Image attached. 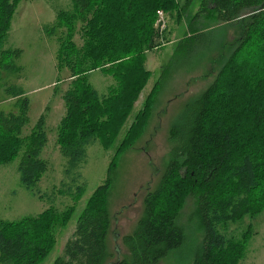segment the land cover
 Segmentation results:
<instances>
[{
  "label": "trees",
  "instance_id": "1",
  "mask_svg": "<svg viewBox=\"0 0 264 264\" xmlns=\"http://www.w3.org/2000/svg\"><path fill=\"white\" fill-rule=\"evenodd\" d=\"M22 0H0V98L14 100L11 111H0V166L19 158L21 185L43 198L39 184L49 170L41 157L48 138L42 115L29 134L30 101L14 83L22 73L15 64L22 51L4 49L11 21ZM196 0H71L70 10H57L45 28L55 37L57 65L71 80L62 93L64 115L57 127L56 145L65 159L64 176H73L86 161L87 148L116 142L133 111L150 72L145 53L161 44L155 28L157 11L178 14L177 22ZM187 16V34L180 45L218 27L239 28L235 45L212 84L193 98L184 124L169 132L172 150L156 188L146 194L135 229L122 239L127 257L117 264H159L186 241L176 223L189 194L195 197L190 223L197 224L200 244L190 264H239L252 230L240 239L229 226L264 210V0H206ZM210 23H213L210 24ZM210 24V25H209ZM59 32V33H58ZM78 35L81 44L74 42ZM100 71L114 86L99 95L88 74ZM159 79L119 142L105 181L89 197L53 264H106L111 253L108 198L113 173L122 153L141 136L161 89ZM79 200L83 186L65 190ZM259 213V212H258ZM71 209L47 208L35 217L0 220V264H41L55 246L54 229L67 224Z\"/></svg>",
  "mask_w": 264,
  "mask_h": 264
},
{
  "label": "rangeland",
  "instance_id": "2",
  "mask_svg": "<svg viewBox=\"0 0 264 264\" xmlns=\"http://www.w3.org/2000/svg\"><path fill=\"white\" fill-rule=\"evenodd\" d=\"M178 2L182 5L184 0ZM199 2L204 4L196 0L185 12L186 18L182 17L178 22L176 13H163L162 27L156 21L155 28L159 30L157 41L161 45L145 53L144 65L150 72L147 84L116 142L109 148H104L100 143L87 148L86 161L78 170L79 177L75 182L73 176L63 175L66 161L60 156L56 145L57 127L65 111L62 93L69 88L71 80L68 70L57 65L59 44L56 38L45 33V28L55 22L57 10H70L71 0H22L18 4L3 48L22 51L15 61L22 68L21 78L14 80V83L23 89L30 101L29 124L23 129V134H29L39 118L44 116L48 142L41 157L48 161L49 170L39 184L43 198H38L20 183L17 171L19 158L0 166V220L14 222L35 217L47 208H54L59 213L71 209L67 224L54 229L55 246L41 264H53L62 255L63 247L71 237L87 200L105 181L108 165L119 142L141 110L146 97L153 91L155 83L161 79L162 86L151 115L141 136L120 156L109 192L111 227L107 242L112 256L106 264H117L127 257L122 239L135 229L142 213L143 199L156 188L162 175L172 150L170 129L186 122L183 115L187 106L212 84L221 68L222 57L229 55L227 46L235 45L240 36L239 28L218 27L219 24L210 23L212 29L204 31L200 40L181 46L180 40L188 33L187 16L189 18L198 10ZM206 3L211 6L212 0H206ZM74 42L81 44L78 35L74 37ZM88 81L99 95H105L115 85L112 77L100 71L89 73ZM13 101L0 98V111L13 110ZM77 185L84 189L77 201L68 194L59 193L62 188L67 190ZM194 197L193 194L186 197L176 219V223L184 229L185 243L159 264H190L198 249L201 234L197 224L189 221L194 210ZM258 212L231 224L226 231V234L240 239L249 229L252 230L245 255L239 264H264V210Z\"/></svg>",
  "mask_w": 264,
  "mask_h": 264
},
{
  "label": "built area",
  "instance_id": "3",
  "mask_svg": "<svg viewBox=\"0 0 264 264\" xmlns=\"http://www.w3.org/2000/svg\"><path fill=\"white\" fill-rule=\"evenodd\" d=\"M157 15H158V20H157V24L160 25V27H162L163 25V22H164V14L162 11H158L157 12Z\"/></svg>",
  "mask_w": 264,
  "mask_h": 264
}]
</instances>
